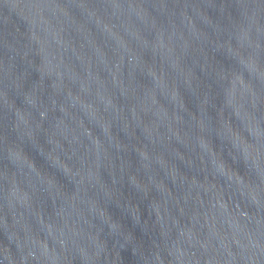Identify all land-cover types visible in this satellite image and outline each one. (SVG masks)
<instances>
[{"label":"water","instance_id":"1","mask_svg":"<svg viewBox=\"0 0 264 264\" xmlns=\"http://www.w3.org/2000/svg\"><path fill=\"white\" fill-rule=\"evenodd\" d=\"M0 264H264V0H0Z\"/></svg>","mask_w":264,"mask_h":264}]
</instances>
